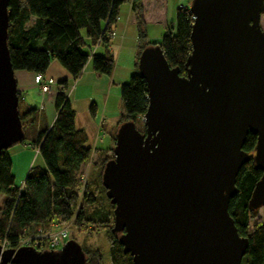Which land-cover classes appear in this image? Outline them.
Here are the masks:
<instances>
[{"label": "water", "instance_id": "95a60500", "mask_svg": "<svg viewBox=\"0 0 264 264\" xmlns=\"http://www.w3.org/2000/svg\"><path fill=\"white\" fill-rule=\"evenodd\" d=\"M9 2L0 0V154L25 137L8 46ZM187 72L160 44L140 53L146 131L117 129L102 172L114 205L112 231L134 264H242L249 246L229 212L241 166L262 171L251 204L264 206V0H191ZM249 133L254 152L243 149ZM76 239L60 249L2 251L0 264H86Z\"/></svg>", "mask_w": 264, "mask_h": 264}, {"label": "trees", "instance_id": "16d2710c", "mask_svg": "<svg viewBox=\"0 0 264 264\" xmlns=\"http://www.w3.org/2000/svg\"><path fill=\"white\" fill-rule=\"evenodd\" d=\"M125 2L131 3L136 15L138 59L146 46L160 44L170 66L178 67L182 74H186L194 22L189 7L180 6L175 26L167 30L160 42H151L146 40L142 0H10L8 46L14 70L45 74L55 58L73 78L79 76L89 61L98 73L110 74L115 64L114 55L98 53L94 49L99 37L104 40L102 44H108L119 16V7ZM58 86L55 121L36 135H32L27 126L36 121L37 111L25 105L19 96L25 132L21 142L28 140L38 147L45 168H31L23 185L16 186L11 156L7 150L1 152L0 194L4 199L0 206V239L7 238L16 248L28 227L54 220L65 223L72 219L76 226L108 230L111 264H134L133 256L124 251L118 235L112 231L114 213L100 203L101 198L90 182H82L87 177L85 168L92 150L87 145L85 131L75 127L68 81H59ZM121 97L123 113L120 124L132 120L140 131L145 132V125L140 127L138 123L147 111L149 99L146 80L138 71V60L129 81L121 86ZM256 140V135L249 133L243 149L253 153ZM110 154L101 159V181L106 162L114 156L113 148ZM261 176L262 171L255 167L253 160L245 162L236 177V193L229 201V212L240 235L249 239L242 264H264V217L252 222L259 207L251 204L254 186ZM102 187L105 191L103 183ZM82 247L87 257L86 264H104L103 253L98 247Z\"/></svg>", "mask_w": 264, "mask_h": 264}, {"label": "crops", "instance_id": "0c3cea01", "mask_svg": "<svg viewBox=\"0 0 264 264\" xmlns=\"http://www.w3.org/2000/svg\"><path fill=\"white\" fill-rule=\"evenodd\" d=\"M154 1L159 10L156 17L163 19L165 16L167 18V0ZM148 2L150 0H142L145 21L147 22L151 20L148 18ZM262 15L261 20H264ZM161 19L157 21L161 23ZM262 28L264 29V24ZM95 52H110L114 55L115 64L110 74L98 73L92 68L89 61L79 76L73 78L65 67L54 58L51 60L45 74L54 77L56 82L51 85V90L47 93L41 92L40 88L34 83V72L27 70L15 71L18 90L23 103L35 108L37 111L36 121L27 126L32 135H36L39 130L53 125L57 115L55 98L59 89L58 83L63 80L68 81V96L75 111V127L85 131L87 145L92 150L90 163H99L105 155L110 154V149L115 146L116 139L114 137H116L115 134L123 113L121 86L129 81L130 76L136 70L139 54L138 26L130 2L120 5L119 16L112 27L108 44L98 45ZM32 148L36 150V154L40 153L38 147L31 145L29 142L27 145H20L14 149L13 153H9L12 166L16 162L20 164V160L17 158L18 155L26 156V161L20 170L21 175H24L28 166L31 165L28 161H32L34 153ZM12 172L14 171L12 170Z\"/></svg>", "mask_w": 264, "mask_h": 264}, {"label": "rangeland", "instance_id": "374dc122", "mask_svg": "<svg viewBox=\"0 0 264 264\" xmlns=\"http://www.w3.org/2000/svg\"><path fill=\"white\" fill-rule=\"evenodd\" d=\"M190 1L191 0H167V2H166V6H167L166 16H167V18H165V16H164V18H163L164 20H163L160 17L159 18L156 17V15L159 12V10L157 8V4L155 3L154 0H150V2H148L147 11H149V17L148 18L151 20L148 22L145 21L146 18H145L144 9H143V16H144L143 18H144V23L146 26L145 30H146V34H147L146 40H149L151 42H160L162 40V37L164 36V34L167 32V30L170 27L175 26L177 9L180 6L189 7ZM162 6H163V4H162ZM262 16L264 19V13ZM159 19L162 20L161 23H159V21H157ZM262 21L264 24V20H261V23H262ZM263 24L261 25L262 27H263ZM137 60H138V58H137ZM68 95H69V92H68ZM143 124H144V117H142L140 119L138 126L142 127ZM27 143H28V140H26L24 142H21V141L16 142L11 147H9L7 149V151H8V153H13L14 149L18 148L20 145H22V146L24 144L27 145ZM32 150L34 152L33 157H32V161L31 162H30V160L28 161V163L29 164L31 163V165L28 166L27 172L24 173V175L20 174V170L26 161V156L18 155L17 158L20 160L21 165L17 164V162H16L15 165L13 164L14 166H12V170L14 171L12 173L15 177V185L16 186L20 187L22 185V183H24V180L26 178V175L29 172L28 171L29 169H31L33 167L34 168H45V161H44L42 155L40 153L36 154V150L34 148H32ZM102 160H104V158ZM102 160L99 163H94V162L90 163L89 162L86 165V168H85V172H86L85 174L87 175L86 183L90 182L92 184V186L96 188V191H97L99 197L101 198L100 203L103 204L108 209H111L113 212L114 205L110 204V200L106 195L107 189L105 188L106 190L104 191V188L102 187V181L100 180ZM82 190L83 189L81 186L80 187V193H82ZM3 199H4L3 195L0 194V206L3 204L2 203ZM256 210L255 211L257 212V215L252 222H255L257 219H262L264 217V206H260L259 209H256ZM111 225L113 227L114 221H112ZM71 226H72L71 227V236L73 239H76L81 245H84V246H90L91 245L94 247H98L103 253L104 264H111L110 254H109V246L111 243V239L109 237L108 230H106V229L105 230H99L98 228L94 229L93 227H90V226L86 227L83 225L82 226H76V225H73V223Z\"/></svg>", "mask_w": 264, "mask_h": 264}, {"label": "built area", "instance_id": "2783aa9c", "mask_svg": "<svg viewBox=\"0 0 264 264\" xmlns=\"http://www.w3.org/2000/svg\"><path fill=\"white\" fill-rule=\"evenodd\" d=\"M103 38L99 37L95 49L98 45L103 43ZM94 49V51H95ZM56 82L52 76H47L43 73L34 74V83L40 88L41 92L47 93L51 90V85ZM86 176L83 182L85 183ZM73 220L69 222L60 223L58 221H51L45 225H33L28 227L18 240V247L33 246L39 250L44 249H60L65 243L72 239L71 225ZM2 251L11 248L10 241L7 238L0 239ZM16 247V248H18Z\"/></svg>", "mask_w": 264, "mask_h": 264}]
</instances>
